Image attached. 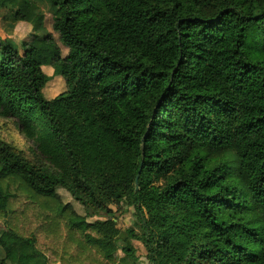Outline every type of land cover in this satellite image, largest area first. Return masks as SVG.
<instances>
[{
  "label": "trees",
  "instance_id": "obj_1",
  "mask_svg": "<svg viewBox=\"0 0 264 264\" xmlns=\"http://www.w3.org/2000/svg\"><path fill=\"white\" fill-rule=\"evenodd\" d=\"M48 1L0 0V264H264V0Z\"/></svg>",
  "mask_w": 264,
  "mask_h": 264
},
{
  "label": "rangeland",
  "instance_id": "obj_2",
  "mask_svg": "<svg viewBox=\"0 0 264 264\" xmlns=\"http://www.w3.org/2000/svg\"><path fill=\"white\" fill-rule=\"evenodd\" d=\"M26 2L33 4L36 7L35 14H44L45 23L44 29L51 31V17L56 14L55 10L50 7L48 0H25ZM40 34H44L41 31ZM57 45L60 48L61 56L66 55V49L60 45L58 42L57 35L52 33ZM0 36L3 39H7L14 45L20 46L24 41H29L32 37L31 28L24 24L15 25L13 18L8 7L0 8ZM43 72L50 76V81L46 84L43 89V97L45 100H50L60 93L65 92L64 81L57 76H53L52 67H43ZM0 136L8 142L16 144H24L25 148L30 147L28 142H25L23 137L16 131L15 127L9 121L0 120ZM30 154V153H29ZM61 201L64 204H68L78 215H83L84 212L82 207L74 202L70 196L64 190H57ZM132 208L121 207V209L116 211V216L118 218V227L120 229H126L130 227L135 221ZM98 220V218L90 219L89 221ZM3 229V223L0 221V230ZM135 252L138 257V261L135 264H148L144 257V252L141 244L135 242Z\"/></svg>",
  "mask_w": 264,
  "mask_h": 264
},
{
  "label": "water",
  "instance_id": "obj_3",
  "mask_svg": "<svg viewBox=\"0 0 264 264\" xmlns=\"http://www.w3.org/2000/svg\"><path fill=\"white\" fill-rule=\"evenodd\" d=\"M137 184V177H136V179H135V185Z\"/></svg>",
  "mask_w": 264,
  "mask_h": 264
}]
</instances>
